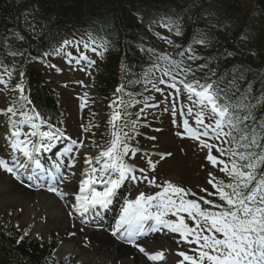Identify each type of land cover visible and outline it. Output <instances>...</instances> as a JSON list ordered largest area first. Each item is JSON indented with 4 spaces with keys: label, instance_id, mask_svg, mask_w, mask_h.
Returning a JSON list of instances; mask_svg holds the SVG:
<instances>
[{
    "label": "trees",
    "instance_id": "1",
    "mask_svg": "<svg viewBox=\"0 0 264 264\" xmlns=\"http://www.w3.org/2000/svg\"><path fill=\"white\" fill-rule=\"evenodd\" d=\"M254 1L264 14V0ZM190 2L197 6L193 11L191 4L183 6L177 0H23L18 5L0 0V69L12 70L14 84L24 73L34 103L57 123L56 98L32 63L43 61L71 35H87L103 46L97 82L100 97L110 95L118 85L122 96L132 97L151 67L167 58L182 84L214 82V89H219L217 103L229 107L234 122L236 116L241 118L236 129L225 122L232 133L230 149L260 154L264 151V20L246 8L245 0ZM27 11L36 17L32 34L18 26ZM160 25L175 36L167 52L157 48L155 29ZM8 56L19 58L18 65L7 66ZM244 116L249 119L243 120ZM253 129L261 147H237L241 135L247 133L251 139ZM229 159L231 164L233 159L238 165L248 163L231 155ZM256 171L259 179L264 164ZM223 182L234 181L229 177ZM20 237L18 232L0 230V264H56L50 250H42L27 236Z\"/></svg>",
    "mask_w": 264,
    "mask_h": 264
},
{
    "label": "rangeland",
    "instance_id": "2",
    "mask_svg": "<svg viewBox=\"0 0 264 264\" xmlns=\"http://www.w3.org/2000/svg\"><path fill=\"white\" fill-rule=\"evenodd\" d=\"M245 1L247 4L246 8L250 10L253 3L252 0ZM177 2L183 6L191 4L192 11L197 7L190 0H177ZM71 15L74 16V14ZM33 19L30 16H26L20 23L21 26L26 27L27 33L30 31ZM155 31L158 49L169 51L170 48H173L175 36L170 35L167 27L159 28ZM70 42L67 45L63 44L62 48L59 49L62 53L61 55L64 54L63 57L59 58L58 54L60 55V51H57L55 53L57 55L53 58L54 63L61 59L58 64L61 67L60 71L57 72L56 70H51V68L48 69V67L43 69V73L46 75V86L56 94L58 109L63 120L58 126L59 128L56 129L62 130L65 134L68 133L72 140H77L78 145H80V141H83V147L88 144L92 145L93 149L99 150L108 143L110 145L113 139L112 134L116 132L121 136L123 143H127L130 149L136 150L135 155L130 154L127 159L134 157L135 163L147 171L148 174L144 176H147L148 179H144V176L140 175L138 187L130 192L124 191L122 194L124 199H135L141 192L146 196L155 195L157 192L162 191L164 181L169 180L176 186L190 190V193L195 194H189L184 197L185 199L200 200V197H204V199L211 200L213 203H220L222 200L219 198V193L208 181L211 179L215 184L216 180L220 181L222 177L226 176V172L215 170V173H211L212 175L209 176L212 171L210 169L211 163L206 159L208 149L202 147L199 142L184 138L174 97L175 89L182 87L175 79L163 74L165 66H155L150 69L142 86L144 88V96L140 97L139 101L119 99L116 92L105 99H100L94 95V92L85 90L89 86L93 88L92 84L96 80L94 71L96 72L99 68V63L98 65L96 64V57L101 52V47L84 37L71 39ZM85 44L88 47H85ZM70 56L88 57L87 59L92 60L93 72L92 68L87 65H68L65 60ZM16 62L17 58L7 57V64L13 65ZM9 76L10 73L7 71L0 74V122L4 121L8 116H12L11 113L6 111L8 107H12L17 113L12 117H18L21 113H26L31 102L25 86L18 88L19 92L14 96H12L14 90L9 91L2 86L1 83L5 78L8 79ZM160 80H164L166 83L162 84ZM157 88L161 89V91H157ZM181 92L189 101L195 102L197 100L194 94H190L185 89ZM82 101L84 102L83 108H81ZM142 109L143 111H141ZM30 112L33 118L37 117L35 112ZM115 113H119L120 118L113 121L112 116ZM203 113L207 121L215 124V120L218 119L216 116L213 117L212 113H208L207 110L203 111ZM128 120L133 122L128 123ZM223 128L224 126L222 125L218 129L223 131ZM125 133H127V137L124 136ZM25 136L33 141L25 132L20 135L19 139L23 140ZM1 141L0 157L7 159ZM131 144H137V147L135 148ZM207 144L214 145L210 141ZM156 150L166 154V158L159 162V167L156 166L152 169L149 168L148 161L153 162L156 159V155H154ZM216 152L213 148L212 154L218 158L216 165L220 166L223 160ZM92 167L99 168L100 165L94 162ZM227 167L230 171L232 166ZM96 175L99 176V173ZM105 176L103 179H105ZM153 178L155 179V184L149 183ZM0 183L4 185L3 189L0 190V228L14 232H27L30 239L40 244L42 248H54L53 255L58 263H98L95 259V254L85 245L84 238L87 237L88 233L70 214L64 215L67 219L62 223V221H52L51 219L47 221L45 218L47 214L43 215L41 211L33 214L28 211V206L24 202L35 199L37 195H43L41 189H31L27 185L21 184L11 173L3 169H0ZM100 184L96 183V185ZM157 185H160V187ZM201 189H207V192L201 191ZM97 190L102 191L103 188L99 187ZM209 192L214 194L208 195ZM5 193L10 197H6ZM49 195L47 194V196ZM169 195L172 194L169 193ZM173 199L179 200L176 196H173ZM200 201L203 202L202 200ZM153 203L156 202L154 201ZM119 204L121 205V203ZM115 210L119 211L117 206ZM157 211L158 209L155 207L149 208V212L153 214ZM180 215L185 217L190 227L195 226L194 222L187 217V213L182 212ZM163 219L175 222L177 217L169 213ZM197 219L201 220V224L204 223L202 217H197ZM216 235L219 236V234ZM154 236L158 237L157 240H161V243H159L161 249L166 250V252H173L175 257L178 251H184L188 255L198 257L199 246L197 244L185 243L179 234L171 232L168 228L160 227L155 229ZM145 240L147 239H141V242ZM150 240H153V238H150ZM111 241L114 242L113 239ZM141 242L136 244L145 248V246L141 245ZM130 244L125 247L129 250V253L131 252L132 256L130 257L137 260L138 264H178V261L183 259L182 257L165 259L166 262L163 263L150 261L144 253L139 251L138 247L132 246V243ZM63 246L71 247V250L63 259L58 261V251ZM194 249H197V251H193ZM153 250L149 247L145 248V251L150 254H154ZM115 264L125 263L120 260ZM204 264H208V261L205 260Z\"/></svg>",
    "mask_w": 264,
    "mask_h": 264
},
{
    "label": "snow or ice",
    "instance_id": "3",
    "mask_svg": "<svg viewBox=\"0 0 264 264\" xmlns=\"http://www.w3.org/2000/svg\"><path fill=\"white\" fill-rule=\"evenodd\" d=\"M179 34V33H177ZM70 41H64L67 45ZM85 47H88L85 44ZM183 55V53H181ZM192 59V57H189ZM173 66L179 68L181 72L185 69L180 68L179 63L173 62ZM201 68L204 65L200 66ZM187 71H191L188 69ZM165 76L172 74L171 68H167L163 73ZM23 75V74H21ZM160 83H166L164 80H160ZM198 85L200 90H197ZM174 87V85H172ZM155 87V85H153ZM184 88L190 93L194 94L197 98L196 103L201 106V113L203 110L210 106L213 117L219 116L220 119L215 120L216 128H221L222 123L226 122L232 129H236L237 125L241 123V118L236 116L235 122L233 121L232 113L229 111V107L226 105H219L217 100L219 99V89H214V82L207 84H200V82L194 81L193 83H185ZM157 91L161 89L157 88ZM120 91V89H117ZM191 99V96H190ZM147 106V105H146ZM84 107V102L81 103V108ZM237 107H242L238 105ZM7 113H11L15 116L17 113L12 107L7 108ZM143 111V109L141 110ZM191 111V109H190ZM22 115H25L21 113ZM139 115V114H138ZM120 118L119 113H115L112 116V120L115 121ZM27 119H32L27 117ZM249 119V116H244L243 120ZM15 130L11 131V137L15 139L11 142V148L14 151L22 154L29 161L34 162L37 168L40 167V161L34 157V153L39 152L41 149L47 150L48 145L41 143H35L27 136L23 140L19 139L21 133L16 128V122L11 120ZM24 123V121H20ZM187 123V122H185ZM198 123L203 124V120H198ZM32 127L37 129L33 131L31 136H39L46 138L49 141L57 139L56 133L53 132H41L38 130V126L33 124ZM205 128L208 125H204ZM264 127V125H262ZM59 132V130H57ZM207 131L204 135H207ZM60 135H63L61 132ZM113 139L110 146L106 150H101L92 159H85V163L91 164L93 161L99 164L100 167H90V171L86 172V179L80 181L79 191L75 194V211L80 213L98 212L102 209H107L112 202L113 196L116 194L117 189L120 186V182L129 173L136 171L135 166L128 164L125 161V157L135 155L136 150L130 149L127 143H123L121 136L113 132ZM232 136L231 132L217 133V139L220 136ZM127 137V133L124 134ZM235 137H233V140ZM225 144L229 143L228 140L224 141ZM73 145H77V140H72ZM80 145L83 141L79 142ZM202 147L208 149V155L206 159L215 166L218 163V158L212 154L213 148L220 153L221 156L231 155L232 157H238L241 161H248V163L238 165L236 160L233 159L231 170H228L227 165L221 168L220 171L226 172L230 179L234 182L225 184L220 181L219 184H214L213 180H209L208 183L216 189L219 193L220 200L224 201L227 208L223 205L214 204L213 201L200 197L205 205H211L214 208H220L219 212H210L206 209H202L201 205L196 200L185 199L184 197L194 193H190V190H185L176 186L169 180H165L161 192H157L155 195H145L141 192L135 199H125L123 207L121 209V215L117 221V231L112 234L119 235L121 237H127L128 242L132 243L134 247H138L141 253H144L150 261H162L165 260V254L163 251H156L154 254H150L145 251V248L134 243L132 237L139 235L143 232L144 222L147 220H154L156 225H162L168 228L171 232L179 234L181 239L185 243H195L199 246L198 257H194L186 254L184 251H178L176 255L183 259L178 261V264H204L207 260L208 264H264V173H260V178H257V168L264 164V151L260 154L252 152L249 149L256 147L260 148L261 145L257 140L256 130H252V136L249 140L247 133L241 135L240 141L237 142V147H242L245 152H238L235 148L225 149L223 147H216L215 145L203 144ZM170 155V154H169ZM17 161L14 156L12 158ZM20 167H25V164L19 163ZM73 164H69L68 167H74ZM149 168L154 169L155 165L148 161ZM248 169L244 171L243 169ZM0 169L11 173L16 176L17 173L13 167H10L5 159L0 158ZM60 171V167L57 166V172ZM117 173L116 179H103L106 174ZM143 169L140 172L143 173ZM99 173V176L96 174ZM212 174L209 173V176ZM148 179L147 176L143 177ZM67 177H60V182L63 183ZM96 183L103 184V190L98 191L93 185ZM151 184H155V179L149 181ZM160 187V185H157ZM230 189L231 191H225ZM49 192L55 193L61 199L68 193L63 190L49 186ZM201 191L207 192V189H201ZM171 193L172 195H169ZM214 193L209 192L208 195ZM173 196L179 198L173 199ZM156 203H153V202ZM155 207L158 209L156 213L149 212V208ZM187 213V217L194 222V227H190L186 222L184 216L180 213ZM171 213L177 217L175 222L163 219L164 216ZM71 215V213H69ZM197 217H202L204 223L201 224V220ZM122 229V231H121ZM155 230V228H153ZM210 233V234H205ZM28 233L25 232L26 236ZM216 234H219L217 236ZM191 237V238H190ZM24 237H20L22 240ZM17 241V243L20 242ZM179 242V241H178ZM193 251H197L194 249Z\"/></svg>",
    "mask_w": 264,
    "mask_h": 264
},
{
    "label": "bare ground",
    "instance_id": "4",
    "mask_svg": "<svg viewBox=\"0 0 264 264\" xmlns=\"http://www.w3.org/2000/svg\"><path fill=\"white\" fill-rule=\"evenodd\" d=\"M29 111L30 110H27V113L25 115H20L17 118H11L12 121L16 122V128H18L19 131L21 126H25L23 125V123H20V121H24V123L26 124L25 128L27 129L26 132L29 135H31L33 131H37V129H34L32 127L33 124L37 125L38 130L41 132H51V130L43 128L41 124L39 125L38 123H33L32 120L27 119V117H29L30 115ZM13 130L15 129L13 128L12 123H10L9 118H6L3 122H0V137L3 139L5 149L9 155L10 164L13 165L15 172L23 174L29 166L27 165V168H25L26 166L20 167L19 163H23L26 165L28 161L24 159L25 157L22 154L14 151L10 146L12 140L15 139L14 137H11V131ZM31 138L35 143H47L46 138H41L38 136H31ZM42 150L44 149H41L40 151ZM14 156L17 158V161H19V163L12 159ZM94 156L95 155H83L81 152L74 153L69 164L74 163L75 166L72 168H67L68 170L66 171V173L68 172V177L64 180L63 184L59 188L68 193V195H65L63 199L58 197L59 202H57L52 196L37 195L35 199L33 198L32 200H28V202H24L26 206H28V211L32 214L41 211L43 215L47 214V217H45L47 221L51 219L52 221H62V223L67 219V217H65L66 213L62 209L63 205L68 211L77 212L75 211V194L79 191L80 181L87 178L86 172L88 171V167L85 165V159H90ZM61 160V158L58 160V164ZM90 167L91 166H89V169ZM3 186L4 185L0 183V190L3 189ZM4 195L6 197H10L7 196L6 193ZM114 226V230H117V220H115ZM157 226L158 225L152 226V221L149 220L147 222H144V229L142 232L146 233L148 231V234L150 236H146L147 240L143 242V245H145L146 248L149 247L151 249H154L153 251L155 252L161 251V246L159 244L161 243V240H157L158 237L154 236L155 230H153V228L156 229ZM150 238H153V240H150ZM84 241L86 242L85 245L88 246V248H90L91 251L95 254V259L98 262L97 264H115L120 260L124 261L125 264H138L137 260L133 259V257H130L132 256L131 252L129 253V250L125 246L114 244L111 239L104 234H99L95 231L90 232L87 234V237L84 238ZM70 250L71 247L63 246L58 251V258H64V256L67 255ZM164 254L166 259L174 258V255H172L171 253L164 252Z\"/></svg>",
    "mask_w": 264,
    "mask_h": 264
}]
</instances>
